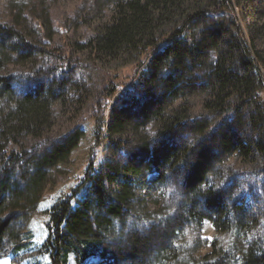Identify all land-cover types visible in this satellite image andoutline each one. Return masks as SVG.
<instances>
[{
	"label": "trees",
	"instance_id": "trees-1",
	"mask_svg": "<svg viewBox=\"0 0 264 264\" xmlns=\"http://www.w3.org/2000/svg\"><path fill=\"white\" fill-rule=\"evenodd\" d=\"M55 1H4L0 258L31 249L25 225L92 119L84 172L43 211L37 253L49 264H264V0H81L56 33ZM121 61L132 74L110 105L119 84L105 65ZM79 69L100 71L101 86ZM86 104L89 118L55 129L58 113ZM204 221L229 238L196 257L179 237Z\"/></svg>",
	"mask_w": 264,
	"mask_h": 264
},
{
	"label": "rangeland",
	"instance_id": "rangeland-1",
	"mask_svg": "<svg viewBox=\"0 0 264 264\" xmlns=\"http://www.w3.org/2000/svg\"><path fill=\"white\" fill-rule=\"evenodd\" d=\"M4 1L7 0H0V21H4V14L7 12L5 9ZM81 0H56L53 2L52 5H50V16L52 19L51 27L53 32H57L60 24L63 22L65 17L70 13L71 9L78 4ZM236 8H234V11ZM67 14V15H66ZM234 15H237L238 22L241 23V26H243V30L246 32V28L244 26V23H242L239 18H242L240 13L236 14V11ZM3 17V18H2ZM50 18V17H49ZM50 19V20H51ZM55 40H60V37L56 35ZM257 43V49L259 48L260 51H263L264 54V40L262 38L258 39ZM31 66V63L21 65H10L8 66L5 71L6 72H19L26 68H29ZM105 69L110 70L113 74L116 76V82L119 84L118 91L109 99V104L112 105L116 102L121 103L125 96V90L127 88L126 82L128 81L126 78L131 76L132 74V67L129 64H124L121 62H108L105 65ZM260 67V64H258V68ZM261 68V67H260ZM262 75L264 76V69L261 68ZM104 75L98 70H83L79 69V72L77 73L76 77L79 79L86 78L90 86L93 88H98L101 86V83L104 81ZM132 82V81H131ZM130 82V83H131ZM130 83L128 85H130ZM260 96L262 99L264 98V93H260ZM91 104V103H90ZM86 104L83 108L80 110H76L73 106L69 113H63L60 112L57 114V117L55 119V129L59 130V132H65L67 129L73 128L76 124L75 121L78 120V118H89L86 116H90V109L91 105ZM74 108V109H73ZM75 111V112H74ZM106 114L108 111L106 110ZM86 122L83 123L82 128L85 132L84 139L80 142L79 146L72 152L70 158L61 165L58 170L53 173L51 182H49L40 197V200L38 202L36 211L30 215L25 228L30 233V241L32 242V245L30 246L31 249H27L25 251H29L27 254L22 253L20 257L16 259L17 263L14 262V259L11 257V254L8 252L2 259L4 261V264H49V261L47 260V257L44 255H41L37 253V249L39 245L41 244L42 240L45 237L46 229L44 226V223L47 221V216L43 214V211L48 209L52 204H54L58 199H60L62 196L67 194L73 187L76 186L78 182H76V178L80 177L82 173L84 172L86 165H87V154H89L90 148L93 144L91 133L93 131V128L95 126V120L92 119H86ZM185 136L180 135L179 139H184ZM174 142L177 143V139H174ZM101 150V149H100ZM100 150L98 155L96 156V163L98 164V160L100 161ZM138 157V156H137ZM237 160H231L226 165L231 166L236 170L235 168H240L239 165H236ZM170 180V178H169ZM239 182L242 186L248 185L249 180L246 178H238ZM167 181V179H166ZM168 181V185H169ZM182 182L176 181V190L182 189ZM172 192V197H177L178 192ZM148 190H146L144 193H147ZM171 194V195H172ZM148 199V198H147ZM150 200V199H148ZM149 210L155 209L154 204L150 201L146 204ZM150 219H147V222H150ZM136 229L140 232V228L136 227ZM127 230V224L124 229V231ZM229 238V234H219L212 225L204 221L200 227L190 229L186 231L182 237H179V240L182 239V245L190 247V249L194 248V255L196 257L205 255L210 252V243L213 240H217L219 242L227 243V240ZM227 239V240H226ZM226 240V241H225ZM197 242V243H196ZM27 257V258H26ZM25 261V262H24ZM98 258H90L84 261L81 264H98L99 263ZM68 264H75L73 261V257L70 256L69 263Z\"/></svg>",
	"mask_w": 264,
	"mask_h": 264
},
{
	"label": "bare ground",
	"instance_id": "bare-ground-1",
	"mask_svg": "<svg viewBox=\"0 0 264 264\" xmlns=\"http://www.w3.org/2000/svg\"><path fill=\"white\" fill-rule=\"evenodd\" d=\"M0 264H4V261L0 260Z\"/></svg>",
	"mask_w": 264,
	"mask_h": 264
}]
</instances>
